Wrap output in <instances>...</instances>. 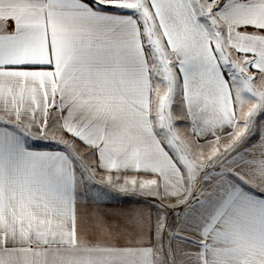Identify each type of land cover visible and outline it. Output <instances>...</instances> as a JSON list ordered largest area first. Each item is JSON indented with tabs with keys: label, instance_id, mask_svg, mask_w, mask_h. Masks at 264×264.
Segmentation results:
<instances>
[{
	"label": "snow or ice",
	"instance_id": "6c2138e0",
	"mask_svg": "<svg viewBox=\"0 0 264 264\" xmlns=\"http://www.w3.org/2000/svg\"><path fill=\"white\" fill-rule=\"evenodd\" d=\"M0 264H264V0H0Z\"/></svg>",
	"mask_w": 264,
	"mask_h": 264
},
{
	"label": "crops",
	"instance_id": "0c3cea01",
	"mask_svg": "<svg viewBox=\"0 0 264 264\" xmlns=\"http://www.w3.org/2000/svg\"><path fill=\"white\" fill-rule=\"evenodd\" d=\"M117 203V201L113 200V201H109V204H115Z\"/></svg>",
	"mask_w": 264,
	"mask_h": 264
},
{
	"label": "rangeland",
	"instance_id": "374dc122",
	"mask_svg": "<svg viewBox=\"0 0 264 264\" xmlns=\"http://www.w3.org/2000/svg\"><path fill=\"white\" fill-rule=\"evenodd\" d=\"M43 143V142H42Z\"/></svg>",
	"mask_w": 264,
	"mask_h": 264
}]
</instances>
